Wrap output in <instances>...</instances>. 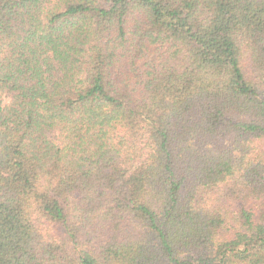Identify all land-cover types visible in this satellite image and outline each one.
I'll return each mask as SVG.
<instances>
[{
	"label": "trees",
	"instance_id": "obj_1",
	"mask_svg": "<svg viewBox=\"0 0 264 264\" xmlns=\"http://www.w3.org/2000/svg\"><path fill=\"white\" fill-rule=\"evenodd\" d=\"M0 264H264V0H0Z\"/></svg>",
	"mask_w": 264,
	"mask_h": 264
}]
</instances>
